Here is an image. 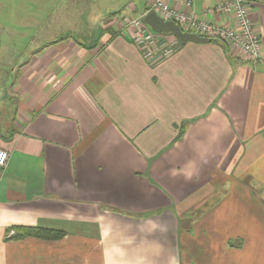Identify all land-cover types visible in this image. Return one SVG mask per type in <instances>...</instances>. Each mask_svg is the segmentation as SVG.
Masks as SVG:
<instances>
[{
  "label": "crops",
  "instance_id": "1",
  "mask_svg": "<svg viewBox=\"0 0 264 264\" xmlns=\"http://www.w3.org/2000/svg\"><path fill=\"white\" fill-rule=\"evenodd\" d=\"M248 3L256 62L216 42L146 60L106 21L0 84V264H264V0Z\"/></svg>",
  "mask_w": 264,
  "mask_h": 264
},
{
  "label": "rangeland",
  "instance_id": "2",
  "mask_svg": "<svg viewBox=\"0 0 264 264\" xmlns=\"http://www.w3.org/2000/svg\"><path fill=\"white\" fill-rule=\"evenodd\" d=\"M147 2L0 0V84L17 79L20 70L49 43L53 44L62 37H74L82 42L83 36L88 34L98 38L104 32L106 21L136 19ZM161 40L167 41L164 37ZM246 183L252 190L258 189L250 179ZM223 193L221 190V196Z\"/></svg>",
  "mask_w": 264,
  "mask_h": 264
},
{
  "label": "built area",
  "instance_id": "3",
  "mask_svg": "<svg viewBox=\"0 0 264 264\" xmlns=\"http://www.w3.org/2000/svg\"><path fill=\"white\" fill-rule=\"evenodd\" d=\"M195 0H148L145 12L136 19L123 21L125 32L132 31L131 40L140 50L146 60L157 61L170 56L179 46L176 37L165 38L154 33L143 23V17L150 11L156 13L164 21H173L185 32L196 34L203 38L221 41L225 46L237 50L253 61L262 57V44L250 18L248 0H225L205 10L197 17L193 11ZM181 3L183 9L175 7ZM213 16L231 18L234 27H227L212 22ZM164 37L167 41H162ZM9 159V153L0 149V167H4Z\"/></svg>",
  "mask_w": 264,
  "mask_h": 264
},
{
  "label": "water",
  "instance_id": "4",
  "mask_svg": "<svg viewBox=\"0 0 264 264\" xmlns=\"http://www.w3.org/2000/svg\"><path fill=\"white\" fill-rule=\"evenodd\" d=\"M143 23L148 25L154 33L171 34L182 43L193 42L198 44H207V43L216 42L213 39L203 38L196 34L185 32L175 22L164 21L153 11L148 12L143 17Z\"/></svg>",
  "mask_w": 264,
  "mask_h": 264
},
{
  "label": "trees",
  "instance_id": "5",
  "mask_svg": "<svg viewBox=\"0 0 264 264\" xmlns=\"http://www.w3.org/2000/svg\"><path fill=\"white\" fill-rule=\"evenodd\" d=\"M160 35H163V34H160ZM215 41L216 43H220L225 48V44H223L221 41H218V40H215ZM14 230L16 231L15 234L7 235L6 238L8 240H11V239L20 240V239H24L27 237H36V238H42V239H56L62 236L60 232H57L54 230L42 229V228L17 227V228H14Z\"/></svg>",
  "mask_w": 264,
  "mask_h": 264
}]
</instances>
